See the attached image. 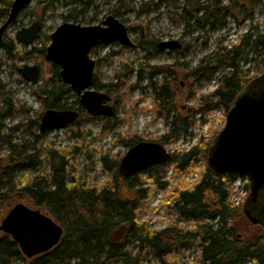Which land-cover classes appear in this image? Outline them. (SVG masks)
<instances>
[{"label":"trees","instance_id":"obj_1","mask_svg":"<svg viewBox=\"0 0 264 264\" xmlns=\"http://www.w3.org/2000/svg\"><path fill=\"white\" fill-rule=\"evenodd\" d=\"M242 1L245 3L242 4ZM231 2L227 7L221 6V0L200 4L195 9L197 21L215 26L227 15L237 17V9L246 18L253 14L256 6L264 15V0ZM12 3L13 0H0V17L4 22ZM142 36H146L143 29ZM7 38L8 34L0 46L14 58L20 52L19 44ZM155 51L161 50L156 47ZM45 54V49L26 54V57H37L36 60L41 65V76L44 73L49 75L44 79L39 92L34 91L37 100L46 110H65V102L71 96L76 97L77 104L80 105L79 96L63 83L60 68L48 62ZM139 57V69L130 71L131 74L137 73L138 82L128 88L132 91L139 88L142 79L147 80L155 112L163 114L168 123L170 115L178 109L176 71L183 65L179 62L172 65H149L145 57L140 54ZM243 63L254 65L252 69L255 72L250 78L242 68ZM218 74L219 77L216 78ZM262 74L264 20L259 26H252L231 49L225 48L220 41L211 55L189 71L188 80L196 90L217 81L216 89L202 95L192 107L193 112L200 115L203 123L206 122L205 116L217 109H221L226 117L238 94L252 79ZM93 86L98 89L106 88L97 73ZM108 94L113 95L114 90L109 89ZM127 95L128 93L124 98ZM1 103L0 116L3 121L19 118L30 121L26 129L28 139L22 143H10L9 153L0 157V221L11 208L22 202L51 216L63 227L64 234L60 244L51 251L28 259L12 237L1 233L0 264H264V230L252 225L245 217L242 205L234 202L236 195L231 186L238 176L228 174L215 177L207 167L209 147L222 130L213 131L214 123L216 121L222 125L221 119L212 120L209 140L203 137L190 151H175L166 164L133 177L120 174L121 159L111 162L106 155L100 153V166L110 178L108 183L93 186L74 175L75 159H71L73 149L57 150L50 147L48 139L51 133L40 132L39 120L44 112H39L37 119H31L32 109L21 106L12 93H6ZM126 103L124 100L123 104ZM78 111L79 119L70 128H80L89 121L111 122L110 119L91 117L81 105ZM177 120L181 121L176 116L172 125L176 126ZM182 122L189 124L187 120ZM22 127L23 125H18L15 131ZM2 128L3 123L0 124V132ZM108 128L106 124L104 131ZM173 131L177 132L178 129L174 128ZM125 136L124 145L128 149L139 142L148 141L138 135ZM8 138L10 136L0 137V141ZM77 150L75 148V152ZM47 167L51 168L50 175L32 176L40 170L45 172ZM170 171L172 174L166 180ZM188 173L198 176L194 184L188 185L186 182ZM146 175L148 177L143 181L141 177ZM246 189L249 190V185ZM168 190L170 193L163 204H172L171 211L175 214L177 223L155 230L149 221L140 220L141 206L148 203L155 193L165 195ZM192 221L193 226L188 228ZM180 222L183 226H179ZM120 229L125 230L124 234L119 239L114 238ZM196 243L199 244V250L196 258L190 261L184 254Z\"/></svg>","mask_w":264,"mask_h":264},{"label":"rangeland","instance_id":"obj_2","mask_svg":"<svg viewBox=\"0 0 264 264\" xmlns=\"http://www.w3.org/2000/svg\"><path fill=\"white\" fill-rule=\"evenodd\" d=\"M206 1L212 0H32L8 30L7 40L18 43L15 39L17 31L28 28L37 21L42 23L40 38L29 47L18 43L20 52L14 58L10 57L3 46H0V106L5 94L12 93L21 106L32 109L31 119H37L38 113L44 112L46 107L37 100L35 92H39L44 79L49 75L44 73L37 85H30L24 80L18 72L20 68L40 65L36 60L37 57H26V54L34 50H46L51 44V35L63 23L94 26L101 25L103 20L113 16L127 28H133L129 33L135 46L127 47V50L121 49L125 46L119 43L111 46H97L90 57L96 63L95 74L99 75L102 84L106 86L104 89L94 88V90L101 93H108L109 89L114 90V94L110 96L114 100L116 114L110 119V124L106 120L89 121L80 128L67 127L64 130L52 132L48 139L50 147L57 150L73 149L71 159H75L74 175L81 177V180H87L93 186L108 183L110 178L109 174L102 170L98 155L100 153L106 155L111 162L123 158L129 150L124 145L126 134L138 135L150 142L160 143L171 154L180 150L190 151L201 138L205 137L208 140L211 138L213 119H221L223 122L219 125L215 121L213 131L221 130L225 125L226 117L221 109H217L210 115H206V122L203 123L200 115L193 112L192 107L197 104L198 99L216 89L217 81H212L203 89L196 90L192 82L188 80L189 71L211 55L220 41L224 47H232L252 26H259L264 20L261 9L256 6L253 14L246 18L245 14L237 9L235 11L237 17L227 15L215 26L204 25L197 21L195 9ZM243 3L245 2L242 1ZM231 4V0H221L222 7ZM3 23L4 19L0 17V26ZM142 29L146 36H142ZM172 41L179 42L181 48L175 51H155L162 42ZM139 54L146 58V63L149 65H172L176 62L183 65L176 71L178 109L170 115L168 123L163 114L155 112L154 99L147 80L142 79L139 88L132 91L128 88L129 85L138 82L137 73L131 74L130 71L139 69ZM253 66L250 63L242 64L249 78L255 72L252 69ZM126 93L128 95L124 98ZM124 100L127 101L125 105ZM65 107L78 110L80 105L77 104V98L71 96L66 100ZM176 116L181 121L177 120L174 126L172 122ZM183 120L189 121V124L188 122L184 124ZM29 121L27 118L3 121L0 116V124L3 123L0 137L10 136L6 141H0V157L9 153L10 143H22L28 139L26 129ZM106 124L109 128L104 131ZM18 125L23 127L15 131ZM174 128L178 131L174 132ZM75 148H78L77 152ZM201 169L202 165H200ZM50 173L51 168L47 167L45 172L40 170L32 176H48ZM171 174L170 171L166 180ZM147 177L148 175L142 176L141 179L144 181ZM197 177L188 173L186 182L188 185L194 184ZM247 185H249L247 178L238 177L231 186L236 195L234 202L242 205V211L248 197ZM169 193V190L165 195L157 192L151 196L148 203L142 204L140 220L149 221L150 226L155 230H162L168 225L176 224V216L171 211L172 204H163V200ZM179 226H183V223L180 222ZM192 226L193 221L188 224V227ZM198 250L199 244L196 243L184 256L192 261L196 258Z\"/></svg>","mask_w":264,"mask_h":264},{"label":"water","instance_id":"obj_3","mask_svg":"<svg viewBox=\"0 0 264 264\" xmlns=\"http://www.w3.org/2000/svg\"><path fill=\"white\" fill-rule=\"evenodd\" d=\"M31 2L13 1L5 23L0 26V45L10 25ZM41 28V22L37 21L17 31L15 39L21 45L32 46L39 40ZM114 43L134 46L126 25L109 16L101 25L63 23L51 35V44L46 49V60L60 68L63 83L79 96L80 105L92 117L112 118L115 115V109L110 105L112 98L93 88L96 63L90 57L98 45ZM158 48L175 51L181 45L177 41L162 42ZM18 71L31 85L40 82V65L24 66ZM79 116L74 110L48 109L41 117L40 132L64 130ZM171 155L160 143L139 142L122 158L119 172L124 177H133L166 164ZM207 167L215 177L233 174L248 179L249 194L243 213L252 225L264 230V74L252 79L236 97L223 129L209 147ZM124 231L120 229L114 238H121ZM0 232L12 237L22 253L32 259L59 245L64 229L42 210L21 202L2 219Z\"/></svg>","mask_w":264,"mask_h":264},{"label":"flooded vegetation","instance_id":"obj_4","mask_svg":"<svg viewBox=\"0 0 264 264\" xmlns=\"http://www.w3.org/2000/svg\"><path fill=\"white\" fill-rule=\"evenodd\" d=\"M13 1H14V0H13ZM4 23H5V22H4ZM4 23H3V24H4ZM3 24H2V25H3ZM2 25H1V26H2ZM41 25H42V23H41ZM10 26H11V25H10ZM10 28H11V27H9V29H10ZM41 29H42V28H41ZM7 32H8V31H7ZM7 32H6V34H7ZM40 32H41V31H40ZM6 34H5V35H6ZM4 38H5V36H4ZM98 46H99V45H98ZM93 88H94V86H93ZM75 94H76V93H75ZM107 94H108V93H107ZM108 95H109V94H108ZM109 96H110V95H109ZM110 97H111V96H110ZM111 98H112V97H111ZM79 100H80V98H79ZM110 105H112V106L114 107V109H115L113 98H112V101L110 102ZM65 110H74V109H65ZM45 111H46V110H45ZM45 111H44V112H45ZM74 111H78V110H74ZM115 111H116V109H115ZM78 112H79V111H78ZM79 114H80V112H79ZM115 114H116V112H115ZM114 116H115V115H114ZM114 116H113V117H114ZM91 117H92V116H91ZM113 117H112V118H113ZM101 118L111 119V118H106V117H101ZM78 119H79V118H78ZM73 124H74V123H73ZM68 127H69V126H68ZM53 132H55V131H53ZM50 133H52V132H50ZM121 160H122V158H121ZM120 162H121V161H120Z\"/></svg>","mask_w":264,"mask_h":264},{"label":"bare ground","instance_id":"obj_5","mask_svg":"<svg viewBox=\"0 0 264 264\" xmlns=\"http://www.w3.org/2000/svg\"><path fill=\"white\" fill-rule=\"evenodd\" d=\"M235 45H237V43L235 44ZM234 45V46H235ZM234 46H232V47H227V46H225V48H227V49H231V48H233ZM217 77H219V74L216 76V78ZM216 81V80H215ZM142 142H150V141H142ZM236 203V202H235ZM237 205H241V204H239V203H236ZM188 228H191V227H188ZM250 263H252V262H250ZM252 264H255V263H252Z\"/></svg>","mask_w":264,"mask_h":264}]
</instances>
